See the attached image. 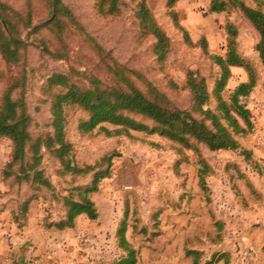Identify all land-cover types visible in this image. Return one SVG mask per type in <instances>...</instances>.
Wrapping results in <instances>:
<instances>
[{"label": "rangeland", "instance_id": "374dc122", "mask_svg": "<svg viewBox=\"0 0 264 264\" xmlns=\"http://www.w3.org/2000/svg\"><path fill=\"white\" fill-rule=\"evenodd\" d=\"M2 1L20 11H25L28 4V0ZM63 1L104 51L98 55L86 35L72 25L64 33L67 58L49 55L43 41H48L54 50L62 48L49 29L35 31L36 26L42 27L50 17L45 0H32L34 25L24 34L27 45L20 62L9 64L0 52V102L10 78H25L24 87L18 88L14 96L19 97L23 91L33 134L53 132L51 99L58 89H50L47 84L53 72L70 73L80 85H87L95 77L108 86L115 82L110 64H122L141 72L173 104L199 116L190 92L182 86L192 70L204 76L213 89L220 69L210 55H224L227 51V20L238 29L239 52L258 71L257 85L242 98L252 112L254 126L239 137L241 147L237 150L212 151L200 144L199 152L184 149L179 154L171 140L158 134L133 131L131 135L108 136L100 130L81 134L79 122L88 113L79 106H67L66 129L73 144V161L82 166L92 164L96 170L107 172V176L92 194L98 218L92 220L81 215L74 227L65 229L48 224L65 215L64 196L78 197L72 189L90 185L93 173L87 176L64 173L55 153L43 148L40 167L51 185L32 184L31 179L19 175L20 165L12 168L13 175L5 176L12 142L0 137V242L2 249L9 252L0 264H15L14 261L35 264L45 255L50 264H112L123 255L117 232L125 220L128 239L140 247V259L150 262L155 259L158 264H196V257L201 254L200 261L204 264L216 262L219 254L226 252L230 264H253L259 247L264 246V66L257 51L260 35L256 28L239 9L229 14L211 12V0H175L181 24L197 43L191 46L169 15V0H146L171 39L168 57L161 62L154 53L153 37L139 26L138 1L126 0L121 13L114 16L100 12V0ZM243 1L256 5L255 0ZM203 39L207 50L201 43ZM248 78L245 68L232 67L224 95L228 97ZM171 81L180 87H173ZM138 82L144 86L142 81ZM245 150L251 152V159ZM199 156L210 167L207 189L198 182ZM241 173L253 181L261 198L250 192L245 178L239 177ZM33 196L29 210L24 213L25 202ZM246 248L254 252V259L244 258ZM220 262L225 264L224 259Z\"/></svg>", "mask_w": 264, "mask_h": 264}, {"label": "trees", "instance_id": "16d2710c", "mask_svg": "<svg viewBox=\"0 0 264 264\" xmlns=\"http://www.w3.org/2000/svg\"><path fill=\"white\" fill-rule=\"evenodd\" d=\"M126 0H100L99 10L103 15H118L122 11V4ZM138 1L136 18L145 34L154 39V53L158 60L164 62L171 50V39L165 29L157 21L146 0ZM47 17L50 20L42 27L36 26L35 31L43 27L49 29L58 40L62 49H52L48 41H43L44 50L54 58H67V43L64 33L72 25L84 33L97 51L102 55L103 47L86 31L78 21L73 9L63 0H45ZM256 5H248L243 0H211L209 11L227 12L239 9L252 23L260 35L257 51L264 66V0H255ZM175 0H169V15L175 26L184 34L187 44L195 46L197 43L191 38L189 31L181 24L179 13L174 7ZM34 25L32 0H28L25 11H20L11 4L0 0V52L9 64H17L22 58V50L27 45L24 40L25 32ZM227 51L224 55L211 54L214 64L220 69V74L211 90L206 78L190 70L183 89H187L193 99L194 107L199 116L192 111L177 107L169 96L148 80L141 72L128 68L122 64L109 65L110 73L115 82L104 86L97 78H93L87 85H80L73 80L70 73L55 71L47 79L49 88L58 89L51 99V126L53 132L35 135L30 130L31 116L23 96L15 97L16 90L24 87L25 78L12 77L2 92L0 102V137L9 138L12 142L11 160L7 164L5 176L15 172L12 168L20 165L19 175L31 179V183L51 185L40 167L42 149H50L59 158L64 173L87 176L93 173V180L88 186H76L74 194L64 196L65 215L57 222L48 226L59 229L74 227L81 215L90 219H97L99 210L92 198V194L99 188L101 179L107 172L96 170L92 164L79 165L73 161V144L67 137V106H79L88 113L86 118L80 119L81 134H91L96 130L104 131L108 136L127 134L133 131L147 134H158L171 140L179 154L184 149L199 152V145L205 144L212 151L237 150L241 147L239 137L253 129L252 112L242 98L248 96L259 81L258 71L254 64L244 57L238 48V29L235 24L227 20ZM204 49H208L205 39L201 42ZM243 67L249 78L238 84L228 97L224 90L232 75V67ZM138 81H142L141 86ZM175 88L179 84L171 81ZM214 105L212 106V103ZM142 118V119H141ZM146 120H149L147 122ZM251 159V152H248ZM197 177L203 189H207V176L210 167L199 156ZM32 171V173H30ZM245 178L250 192L261 198V193L251 179ZM37 196H35L36 198ZM34 196L24 204V213L29 210ZM15 212V211H14ZM13 212V213H14ZM17 222V220L15 219ZM25 224L19 223V226ZM128 224L125 220L117 232L118 247L123 255L115 259L112 264H139L140 247L135 246L127 237ZM224 259L230 264V255L226 252L219 254L216 262L207 261L204 264H215ZM201 254L195 263H201ZM25 264V262H15Z\"/></svg>", "mask_w": 264, "mask_h": 264}, {"label": "crops", "instance_id": "0c3cea01", "mask_svg": "<svg viewBox=\"0 0 264 264\" xmlns=\"http://www.w3.org/2000/svg\"><path fill=\"white\" fill-rule=\"evenodd\" d=\"M259 225L260 224H254V226H259ZM26 226H24V228ZM2 248H3V246L0 242V263H4L3 259L7 255H9V252H7L6 248H4V249H2ZM17 250H18V248H17ZM259 250H260V252L258 253L257 260L254 261L253 264H264V246H260ZM15 253H17V252H15ZM43 257L38 259L35 264H50L51 263L50 260L48 259V256L45 255ZM158 263H159V261H156L155 259L151 262L149 260L148 261L144 260V258L139 260V264H158Z\"/></svg>", "mask_w": 264, "mask_h": 264}, {"label": "built area", "instance_id": "2783aa9c", "mask_svg": "<svg viewBox=\"0 0 264 264\" xmlns=\"http://www.w3.org/2000/svg\"><path fill=\"white\" fill-rule=\"evenodd\" d=\"M243 256H244L245 259H247L249 261L255 258L254 252H252V250H250L248 248L244 249ZM14 262H19V261H14ZM215 264H222V263L218 262V263H215Z\"/></svg>", "mask_w": 264, "mask_h": 264}]
</instances>
